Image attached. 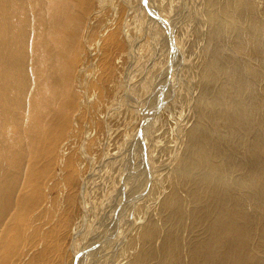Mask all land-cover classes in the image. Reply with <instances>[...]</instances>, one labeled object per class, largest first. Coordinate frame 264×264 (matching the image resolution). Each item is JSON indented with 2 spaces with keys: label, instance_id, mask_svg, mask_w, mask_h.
Returning a JSON list of instances; mask_svg holds the SVG:
<instances>
[{
  "label": "bare ground",
  "instance_id": "bare-ground-1",
  "mask_svg": "<svg viewBox=\"0 0 264 264\" xmlns=\"http://www.w3.org/2000/svg\"><path fill=\"white\" fill-rule=\"evenodd\" d=\"M110 2L0 0V264H264V0H200L195 77L172 100L186 106L187 128L167 115L163 85L187 64L177 31L155 1L132 0L175 58L127 83L129 95L151 92L137 118L123 117L137 119L130 165L92 150L111 133L107 61L93 102L94 56L120 36ZM131 100L122 103L136 110ZM165 114L156 138L182 153L150 185L149 129Z\"/></svg>",
  "mask_w": 264,
  "mask_h": 264
},
{
  "label": "rangeland",
  "instance_id": "rangeland-1",
  "mask_svg": "<svg viewBox=\"0 0 264 264\" xmlns=\"http://www.w3.org/2000/svg\"><path fill=\"white\" fill-rule=\"evenodd\" d=\"M153 1H155L156 4H159L162 11L165 13L164 15L167 22L170 25H174L173 31H177L179 42L187 59V64H185L186 66L182 68V71L178 75L170 77L163 82L165 93L168 96L167 105H169L170 102L173 105L168 109L167 115H169L174 109V112L177 114L173 121L181 124L183 128H187L188 120L186 116L188 112L185 109L186 106L178 102L174 103L172 100H179L178 96L187 92L189 80L194 79L195 77L194 75H192V73H189L188 67L196 62V59L200 55V52L203 48V43H194L190 35V30L197 26V16L200 19V15L197 10L200 9V6H198L200 0ZM139 4L141 3L139 2ZM120 5L123 6L122 9H118ZM108 17L112 21V23L117 22V28L120 32V36H112L111 34H108V41H103L98 53L94 56L97 58L100 68L97 72L98 82L93 86L97 92V96L93 98V102H97L102 96V86L100 85L101 79L99 76L102 73L101 69L103 63L107 61L108 69L111 71H115L116 75H113L114 78L110 85L109 83H107L103 87L105 92V102L109 105L103 108V115L101 116V118L102 120L106 119L108 121L107 124H111L110 128L109 126L106 127V130H111V133L108 135L106 134L102 141V144H100L101 142L95 144L92 147V150L97 151L100 149L102 153L106 151L110 158H114L115 162H120L121 165H130L132 164V161H129L128 153L132 151V144L135 143L137 138V119L125 120L123 117L133 114V116L135 115L136 117H134L137 118L141 113L142 108L147 107L144 104V101L147 100V97L149 94H151V92L139 95H129V92L127 90V83H132L133 81L137 83V81L141 77H144V69H148L149 66L150 70L148 76H151L153 71L156 72L159 69H163L169 66L170 61L175 58V54H173L170 50L171 56H168L167 47L165 46L161 32L156 29L154 23L149 22L147 16L140 9L134 7V5L132 4V0H111L109 5ZM121 36L126 47V49L124 48L126 50V52L124 53L122 52L120 47V44L122 42ZM102 50H104V56H102ZM152 61H154V64L151 63ZM152 64L153 66H151ZM191 75L192 77H190ZM109 79L110 74L108 75V81ZM94 81L95 80H93V82ZM148 83H150L151 85V77L149 78ZM129 98L136 99L133 101H128L129 104L134 105L136 110L130 109V107H125L123 105V99L127 101ZM108 107L111 109V111ZM167 115L165 114V116H162L161 118L155 120L153 129H149V134L151 135L152 139L148 146V159H150L149 161L151 162V169L149 171L151 175V178L149 179L150 185L153 180H162L164 178L163 176L164 174L166 175L167 171L162 170V168H165V166L171 162V158L173 157L172 155H174L176 152L178 154L182 153V146H179L181 143L178 140L175 141V143H177L175 144L172 139H169L170 141H168L166 137V142H158L160 141V138H156L161 136L163 137L165 135V133L163 134V132H166V127L164 128L163 125ZM168 145L170 146V148L168 147ZM166 156L170 159L166 158ZM89 159V155L86 156L82 154L80 157V163H85L89 161ZM165 159H167L169 162ZM163 165L164 167H162ZM98 172L100 173L99 170ZM110 178L111 175L109 174V176L104 180V188L107 187V183ZM111 186L106 188L103 192H108ZM97 219L98 216L91 225L87 224L85 226V230L83 231V235L81 236L82 241H85L86 237L87 240H89L96 235V232L100 226V222L98 224L99 219ZM95 222L96 225L94 224ZM110 259L112 261L109 264H114L115 255L110 257L109 260Z\"/></svg>",
  "mask_w": 264,
  "mask_h": 264
}]
</instances>
